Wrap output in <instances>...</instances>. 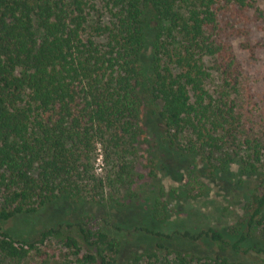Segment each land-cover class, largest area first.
Returning a JSON list of instances; mask_svg holds the SVG:
<instances>
[{
	"label": "trees",
	"instance_id": "1",
	"mask_svg": "<svg viewBox=\"0 0 264 264\" xmlns=\"http://www.w3.org/2000/svg\"><path fill=\"white\" fill-rule=\"evenodd\" d=\"M255 31L259 0H0V264H264V144L237 141L233 43L254 53ZM145 137L150 177L177 160L256 177L239 222L195 233L156 199L135 227L154 248L122 260L131 231L116 216L141 199ZM61 202L62 221L36 241L5 226Z\"/></svg>",
	"mask_w": 264,
	"mask_h": 264
},
{
	"label": "rangeland",
	"instance_id": "2",
	"mask_svg": "<svg viewBox=\"0 0 264 264\" xmlns=\"http://www.w3.org/2000/svg\"><path fill=\"white\" fill-rule=\"evenodd\" d=\"M259 3L264 9V0H259ZM252 39L264 45V32L255 31ZM233 43L243 69L239 96V111L242 114L243 125L239 128L237 141H243L244 138H256L264 144V46L251 53L240 49L238 40L234 39ZM215 78L212 87H216L219 83L217 77ZM146 138L139 144L140 161L136 178V188L141 191V199L137 205L121 210L122 212L116 216L119 224L127 231H131V234L126 236L128 244L124 246L125 249L120 255L122 260H126L133 251L139 254L154 248L155 239H149L145 232L137 231L135 227L143 225L146 212L156 199H166L170 202L169 219L180 225V228H188L195 233L209 227L225 229L239 222L244 215L247 197L258 183L256 177L248 179L244 176L241 179L238 175L239 166L235 163L229 166L230 171L234 173L232 178L223 176L220 179L211 178L203 163H198L195 168L193 166L189 168L184 167V163L178 160L168 164L165 171H158L155 177H150L148 164L151 156L148 153ZM226 150L235 151L229 146ZM103 165L100 154L95 162L97 173H102ZM164 194L166 195L163 198ZM64 211L62 202L49 205L36 215L18 216L8 221L5 226L9 229L13 228L14 232L22 238L36 241L42 230L57 226L62 221L60 216ZM86 222L87 228L92 231L103 226L99 217ZM172 227L176 226L173 224ZM47 247L54 253H59L62 248L52 241L45 243L44 248ZM199 249L204 250L200 246ZM62 251L66 250L62 248Z\"/></svg>",
	"mask_w": 264,
	"mask_h": 264
}]
</instances>
